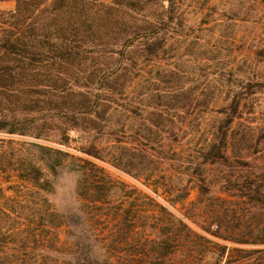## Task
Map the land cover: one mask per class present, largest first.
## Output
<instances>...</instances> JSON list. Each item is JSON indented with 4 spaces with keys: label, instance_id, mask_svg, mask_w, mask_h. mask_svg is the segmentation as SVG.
Segmentation results:
<instances>
[{
    "label": "trees",
    "instance_id": "trees-1",
    "mask_svg": "<svg viewBox=\"0 0 264 264\" xmlns=\"http://www.w3.org/2000/svg\"><path fill=\"white\" fill-rule=\"evenodd\" d=\"M0 1L14 3L0 12V264H230L227 242L264 244V231L229 230L212 174L247 140L233 127L264 78L192 85L178 0ZM62 169L77 225L48 197Z\"/></svg>",
    "mask_w": 264,
    "mask_h": 264
},
{
    "label": "rangeland",
    "instance_id": "rangeland-1",
    "mask_svg": "<svg viewBox=\"0 0 264 264\" xmlns=\"http://www.w3.org/2000/svg\"><path fill=\"white\" fill-rule=\"evenodd\" d=\"M178 2L186 18L181 27L180 41L176 45L181 69L192 85L221 84L225 88L238 89L248 77L264 78V0ZM13 6L12 1H0V12L11 10ZM233 128L234 138L245 135L247 140L244 144H239L237 140L232 142L226 164L213 165L214 191L226 199L228 228L232 233L264 231V90L246 99V106ZM70 135L77 139L80 134L72 130ZM201 139L197 136L195 141L200 142ZM77 145V142L72 141L70 149L75 151L72 147ZM74 153L79 155L76 151ZM104 166L111 176L134 183L125 173L110 165ZM223 174L226 182L221 179ZM75 182V173L70 169H62L55 190L48 197L57 210L68 215L71 223L77 225L81 220L78 218L79 201L75 194ZM236 183L242 186V194L237 190ZM252 189H257V194ZM6 192L10 193L9 190ZM195 198L196 190L193 189L183 204L174 206L175 212L182 215L189 202ZM63 233L66 235L64 229L62 238ZM227 243L230 264H264V253L261 260L255 261L245 257L244 252L235 250L264 248V244L250 245L233 240Z\"/></svg>",
    "mask_w": 264,
    "mask_h": 264
}]
</instances>
